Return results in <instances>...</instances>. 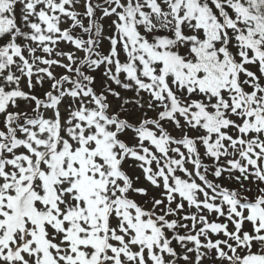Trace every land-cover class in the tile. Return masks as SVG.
Listing matches in <instances>:
<instances>
[{"label":"snow or ice","instance_id":"obj_1","mask_svg":"<svg viewBox=\"0 0 264 264\" xmlns=\"http://www.w3.org/2000/svg\"><path fill=\"white\" fill-rule=\"evenodd\" d=\"M0 264H264V0H0Z\"/></svg>","mask_w":264,"mask_h":264}]
</instances>
